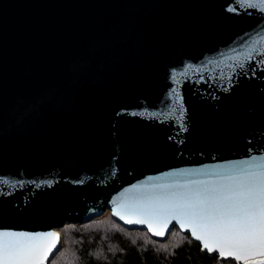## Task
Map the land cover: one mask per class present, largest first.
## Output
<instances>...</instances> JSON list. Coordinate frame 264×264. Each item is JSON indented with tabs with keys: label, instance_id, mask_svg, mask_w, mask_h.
Wrapping results in <instances>:
<instances>
[{
	"label": "water",
	"instance_id": "water-1",
	"mask_svg": "<svg viewBox=\"0 0 264 264\" xmlns=\"http://www.w3.org/2000/svg\"><path fill=\"white\" fill-rule=\"evenodd\" d=\"M257 34L264 13L238 0H0V230L59 233L49 261L64 222L109 211L218 256L175 221L163 236L126 223L112 201L264 155V66L245 62Z\"/></svg>",
	"mask_w": 264,
	"mask_h": 264
},
{
	"label": "snow or ice",
	"instance_id": "snow-or-ice-1",
	"mask_svg": "<svg viewBox=\"0 0 264 264\" xmlns=\"http://www.w3.org/2000/svg\"><path fill=\"white\" fill-rule=\"evenodd\" d=\"M238 3L264 13V0ZM237 10L235 6L228 8L229 12ZM257 56V67L264 66V34L252 38L245 62ZM245 62L237 60L233 70L244 69ZM171 93L180 104L183 120V99L175 87ZM181 130L187 128L182 125ZM112 203L115 216L128 224H146L156 236H163L175 221L209 253L231 258L237 264H264V155H252L212 169H184L149 177L144 183L124 189ZM59 239V233L53 231L0 230V264H45Z\"/></svg>",
	"mask_w": 264,
	"mask_h": 264
},
{
	"label": "trees",
	"instance_id": "trees-1",
	"mask_svg": "<svg viewBox=\"0 0 264 264\" xmlns=\"http://www.w3.org/2000/svg\"><path fill=\"white\" fill-rule=\"evenodd\" d=\"M58 230L62 244L48 264H236L202 252L176 227L159 241L145 230L124 227L109 211L84 222H64Z\"/></svg>",
	"mask_w": 264,
	"mask_h": 264
},
{
	"label": "bare ground",
	"instance_id": "bare-ground-1",
	"mask_svg": "<svg viewBox=\"0 0 264 264\" xmlns=\"http://www.w3.org/2000/svg\"><path fill=\"white\" fill-rule=\"evenodd\" d=\"M99 217H101V215H99Z\"/></svg>",
	"mask_w": 264,
	"mask_h": 264
},
{
	"label": "rangeland",
	"instance_id": "rangeland-1",
	"mask_svg": "<svg viewBox=\"0 0 264 264\" xmlns=\"http://www.w3.org/2000/svg\"><path fill=\"white\" fill-rule=\"evenodd\" d=\"M103 214H104V213H103ZM97 217H99V215H98Z\"/></svg>",
	"mask_w": 264,
	"mask_h": 264
}]
</instances>
